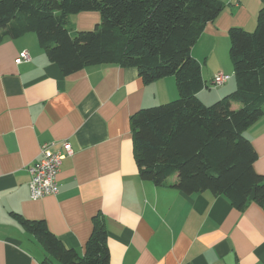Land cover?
<instances>
[{"label":"crops","instance_id":"0c3cea01","mask_svg":"<svg viewBox=\"0 0 264 264\" xmlns=\"http://www.w3.org/2000/svg\"><path fill=\"white\" fill-rule=\"evenodd\" d=\"M221 1L223 10L206 23L190 50L201 67L203 87L196 95L205 105L236 88L229 75L215 91H206L213 75L228 73V30H254L262 6L261 0ZM75 16L74 24L69 17L75 30L91 29L88 25L100 20L96 11ZM22 51L30 61H16ZM176 97L172 75L144 83L135 67L114 64L63 75L34 33L1 42L0 264H43L39 244L16 215L43 219L80 255L92 219L100 217L108 264H264V205L251 201L238 210L208 191L185 194L172 186L175 174L161 185L140 177L130 116ZM244 135L257 153L254 168L264 176V103L263 114ZM49 141L56 143L53 148L68 141L73 155L59 165L57 193L33 200L27 166Z\"/></svg>","mask_w":264,"mask_h":264},{"label":"trees","instance_id":"16d2710c","mask_svg":"<svg viewBox=\"0 0 264 264\" xmlns=\"http://www.w3.org/2000/svg\"><path fill=\"white\" fill-rule=\"evenodd\" d=\"M254 30H228V54L236 88L205 105L201 67L190 53L207 22L223 10L221 0H0V43L34 33L63 75L88 65L135 67L144 83L174 76L178 97L143 107L130 116L134 158L142 179L156 185L176 175L185 194L208 191L241 210L264 205V176L244 131L263 114L264 0ZM98 11L91 29L75 30L69 17ZM240 106L233 108L232 102ZM43 252V264H108L107 232L100 217L83 254L66 248L43 219L16 215Z\"/></svg>","mask_w":264,"mask_h":264},{"label":"built area","instance_id":"2783aa9c","mask_svg":"<svg viewBox=\"0 0 264 264\" xmlns=\"http://www.w3.org/2000/svg\"><path fill=\"white\" fill-rule=\"evenodd\" d=\"M16 61L18 63L30 61L29 53L27 51L20 52ZM228 78V74L216 73L211 79V86H221ZM55 144L54 141L42 143L39 147L38 158L27 166L29 195L33 200L57 193L56 177L59 165L64 157L73 155V150L68 141H61L57 148H53Z\"/></svg>","mask_w":264,"mask_h":264},{"label":"rangeland","instance_id":"374dc122","mask_svg":"<svg viewBox=\"0 0 264 264\" xmlns=\"http://www.w3.org/2000/svg\"><path fill=\"white\" fill-rule=\"evenodd\" d=\"M83 12H89V11H83ZM90 12H93V11H90ZM96 12H98V11H96ZM99 13V12H98ZM77 14V13H76ZM76 14H71L70 16L71 17H73L72 19H73V21H72V23L74 24V23H76L75 22V20H74V17H76L75 15ZM72 24V25H73ZM84 24H86V23H84ZM84 26H87V25H84ZM88 26H91L90 28H93L95 25H92V23L91 24H89ZM224 62H225V64H226V66H227V68H228V75H230V77H233V79H234V76H233V73H232V61H231V59H230V57H229V54H227L226 55V57H225V60H224ZM209 66V65H208ZM207 70H209V69H207ZM206 72V71H205ZM217 88L216 87H214V86H211L210 88H206V91H215ZM177 98V97H176ZM213 102H215V101H212L211 103H209V104H212ZM159 104H162V103H159Z\"/></svg>","mask_w":264,"mask_h":264}]
</instances>
